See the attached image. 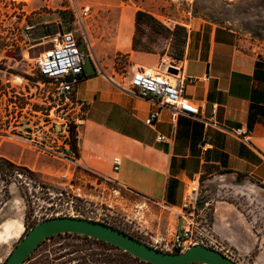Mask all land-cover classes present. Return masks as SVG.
<instances>
[{
    "label": "rangeland",
    "instance_id": "rangeland-1",
    "mask_svg": "<svg viewBox=\"0 0 264 264\" xmlns=\"http://www.w3.org/2000/svg\"><path fill=\"white\" fill-rule=\"evenodd\" d=\"M76 2L83 4L82 0ZM69 7L70 0H0V38L5 44L0 48V143L13 152L35 149L45 162V173L30 170L31 176L20 171L21 163L0 157L15 166L10 173L0 172V261L7 260L36 224L55 217L102 222L170 252L168 243L180 226L177 214L140 205L113 182L71 163L73 152L66 147L71 134L65 133L63 124L72 112L64 109L61 114L56 109L50 113V108L46 111L38 105L50 98L46 99L44 80L36 69L39 56L31 54L34 43L40 37L47 41L43 39L57 33L72 34L87 53L88 71L95 61L108 74L128 77L133 75L129 43L135 39L143 51L170 56L166 31L182 27L193 17L234 29L243 47L263 49L264 0H122L116 8L92 6L90 17L83 21L66 10ZM122 25L132 28L133 38L122 37ZM9 46L12 53L5 50ZM216 206L224 214L240 218L242 232H249L256 246L240 254L218 239L233 254V261L264 264V184L209 170L201 180L197 210L201 220L211 226ZM137 261L109 244L62 234L44 241L24 264H141Z\"/></svg>",
    "mask_w": 264,
    "mask_h": 264
},
{
    "label": "crops",
    "instance_id": "crops-1",
    "mask_svg": "<svg viewBox=\"0 0 264 264\" xmlns=\"http://www.w3.org/2000/svg\"><path fill=\"white\" fill-rule=\"evenodd\" d=\"M87 2L100 8L122 4V0ZM127 16L132 18V14ZM175 27L168 30L173 32ZM182 27L186 42L178 59L140 51L134 40L128 44V58L132 73L154 70L165 57L177 61L184 95L198 106L199 116H174L169 107L132 93L131 74H108L94 61L91 71L85 65L84 79L75 90V99L88 108L76 132L78 156H70L75 167L113 182L133 195L134 202L173 214L189 196L198 194L209 170L247 176L264 184V48L241 46L234 29L209 20L193 17ZM121 29L123 38L134 37L130 26ZM172 38L168 35L167 41ZM1 43L5 45L3 38L0 48ZM49 43L37 39L31 54L41 56L52 48ZM5 50L13 52L10 46ZM153 114L158 116L148 125L146 120ZM238 129L251 133L249 144L230 133ZM0 157L45 173L43 157L35 149L13 152L0 143ZM115 158L120 159L118 171L114 170ZM62 165L65 168L66 162ZM212 228L219 240L240 254L256 247L249 232H242L240 218L224 214L218 206Z\"/></svg>",
    "mask_w": 264,
    "mask_h": 264
},
{
    "label": "built area",
    "instance_id": "built-area-1",
    "mask_svg": "<svg viewBox=\"0 0 264 264\" xmlns=\"http://www.w3.org/2000/svg\"><path fill=\"white\" fill-rule=\"evenodd\" d=\"M82 1L83 4L78 5L76 0H70V7L66 9L72 11L80 21L88 19L92 11V6L86 0ZM49 38H51L49 41L53 46L39 56L36 69L44 80L42 85L45 88L46 99L50 98V100L48 103L43 102L38 105L45 107L46 111L50 108V113L56 109L60 110L61 114L64 109L70 110L72 115L65 119L63 124L65 133L70 134L72 130L76 133L83 125L88 108L87 103L75 99L76 87L84 79L87 53L80 48L72 34L57 33L43 40L48 41ZM59 39L61 40L59 41ZM88 55L91 57L90 53ZM171 69L174 70V73L170 72ZM192 81L195 82V80ZM129 88L136 95L154 99L160 106L169 107L174 116L178 114L196 118L199 116L198 106L184 95L180 66L175 60L164 58L154 70L134 72L129 82ZM14 105L15 108L18 107L20 111L22 110V107L16 105V102ZM157 116L158 114H153L146 120V123L152 124ZM230 133L244 143H250L251 133L247 130L238 129ZM159 140H164V137H160ZM206 146L207 143L204 147ZM66 147L71 151L70 144ZM113 164L114 170L118 171L120 159L115 158ZM197 203L198 194L189 196L182 209L176 212L180 226L168 243L170 248L167 251L184 252L192 246L203 245L213 248L233 260V254L221 244L215 236L212 226L207 221L201 220ZM0 264H4V262L0 261Z\"/></svg>",
    "mask_w": 264,
    "mask_h": 264
},
{
    "label": "water",
    "instance_id": "water-1",
    "mask_svg": "<svg viewBox=\"0 0 264 264\" xmlns=\"http://www.w3.org/2000/svg\"><path fill=\"white\" fill-rule=\"evenodd\" d=\"M62 234L109 244L148 264H238L203 245L192 246L184 252H164L102 222L76 217H55L39 222L20 239L4 264H24L44 241Z\"/></svg>",
    "mask_w": 264,
    "mask_h": 264
},
{
    "label": "trees",
    "instance_id": "trees-1",
    "mask_svg": "<svg viewBox=\"0 0 264 264\" xmlns=\"http://www.w3.org/2000/svg\"><path fill=\"white\" fill-rule=\"evenodd\" d=\"M140 14V13H139ZM172 35V41L170 42V47H171V55L174 58L178 59L179 57H181L182 54V49L185 45L186 42V32L185 29L182 27H175L173 32H170L169 30L166 31V36L165 39L167 40L168 35ZM38 40L41 39L37 38ZM36 39V40H37ZM134 47L141 50L136 44H135V39H134ZM70 147H71V151L78 156V145H77V136L76 133L72 130L70 133ZM15 166L8 160L4 159V158H0V172L3 173H10V170L14 169ZM18 168V167H16ZM21 168L20 171H24L28 174H30L31 176L33 175V173L26 167L22 166L19 167ZM22 173V172H21ZM222 173H230V172H222ZM239 180H243V179H247V176H243V175H237ZM55 237V236H54ZM52 237V238H54ZM51 239V238H50ZM48 240V239H47ZM103 243V242H102ZM111 246V245H110ZM40 247V246H39ZM115 248V247H114ZM117 249V248H116ZM121 251V250H120ZM123 252V251H122ZM179 252V251H175ZM127 254V253H126ZM129 255V254H128Z\"/></svg>",
    "mask_w": 264,
    "mask_h": 264
},
{
    "label": "flooded vegetation",
    "instance_id": "flooded-vegetation-1",
    "mask_svg": "<svg viewBox=\"0 0 264 264\" xmlns=\"http://www.w3.org/2000/svg\"><path fill=\"white\" fill-rule=\"evenodd\" d=\"M138 263H141V264H148L146 262H143V261H137Z\"/></svg>",
    "mask_w": 264,
    "mask_h": 264
},
{
    "label": "bare ground",
    "instance_id": "bare-ground-1",
    "mask_svg": "<svg viewBox=\"0 0 264 264\" xmlns=\"http://www.w3.org/2000/svg\"><path fill=\"white\" fill-rule=\"evenodd\" d=\"M11 231H13V230H11Z\"/></svg>",
    "mask_w": 264,
    "mask_h": 264
}]
</instances>
